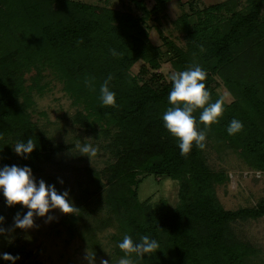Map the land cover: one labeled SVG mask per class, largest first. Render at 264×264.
Instances as JSON below:
<instances>
[{"label":"trees","instance_id":"trees-1","mask_svg":"<svg viewBox=\"0 0 264 264\" xmlns=\"http://www.w3.org/2000/svg\"><path fill=\"white\" fill-rule=\"evenodd\" d=\"M133 1L142 14L120 13L75 0H6L0 4V119L8 120L14 143L31 137L36 144L27 158L6 149L0 154V166L28 165L38 172L42 162L64 147L61 142L53 143L27 114L15 108V96L23 88V71L33 68L36 83L41 69L50 67L55 77L65 81L63 86L74 100L85 103V109L75 110L72 120L85 130L95 129L97 122L109 138L105 146L114 160L102 171L107 185L98 182L96 188L121 231L113 237L115 255L125 254L116 244L127 232L134 241L141 235L158 241V249L149 254L128 253L135 264H244L251 249L235 237L232 223L264 215V196L250 206H222L213 190V180L219 175L209 170L199 148L193 144L188 153L181 155L177 139L163 127L161 115L171 106L167 99L171 75L165 79L157 69L162 54L169 51L171 56L167 57L178 71L199 64L206 70L204 83L209 100L214 102L218 98L214 75L238 55L241 42L264 35V0H245V9L232 10L222 26L218 20L215 24L211 20L212 12L222 9V2L200 11L183 10L177 19L187 48L197 61L170 40L164 38L162 51L148 39L144 17L157 14L168 0H153L150 8L142 0ZM194 15L196 24L191 22ZM110 49L117 55H112ZM139 60L138 72L132 74L131 66ZM109 74L112 78L108 86L115 92V104L102 105L98 89ZM86 76L88 87L84 84ZM230 76L224 75L223 82L234 88L238 99L224 103L222 114L212 124L242 147L252 167L264 171V130L260 127L264 124V88L254 81ZM200 111L196 108L192 113L197 117V129L202 124L198 121ZM234 117L243 128L228 135L226 128ZM145 174L179 179L178 202L173 206L165 201L153 206L140 203L136 185ZM4 200L0 194L3 217L26 209L20 204L6 206ZM79 203L78 199L72 214L82 215L84 207ZM65 217L70 220L74 216ZM2 252L18 259H0V264H27L20 257L30 255L14 240Z\"/></svg>","mask_w":264,"mask_h":264},{"label":"rangeland","instance_id":"rangeland-1","mask_svg":"<svg viewBox=\"0 0 264 264\" xmlns=\"http://www.w3.org/2000/svg\"><path fill=\"white\" fill-rule=\"evenodd\" d=\"M5 1L0 0V4ZM75 1L104 9L111 8L120 13L142 14L133 0ZM142 1L146 8L153 4V0ZM219 2L223 3L222 9L212 12L211 20L214 24L218 20L220 26L224 25L232 10L245 9L246 6L245 0H168L157 14L151 13L144 17L143 25L148 39L160 46L162 51L165 49L164 38L170 40L188 57L197 61L198 58L187 48V39L177 18L183 10L189 13L193 10L200 11L203 7ZM200 16L203 19L204 14L201 13ZM261 16L264 17V1ZM196 19L194 15L191 22L196 24ZM237 54L233 56L232 62H227L214 75V91L218 98L223 97L224 103L238 99L234 88L223 82L224 75L244 79L246 82L254 81L264 88V35L246 38L241 42ZM167 56H171L170 51L162 54L160 67L157 69L165 79L178 72ZM141 62L139 60L131 66L132 74L138 72ZM35 77L33 68L23 71V88L15 96V108L19 107L20 111L27 114L28 119L35 122L53 143L61 142L64 147L52 159L42 162L40 171H32L33 175L36 179H43L46 184L55 185L58 191L67 189L75 207L79 199L81 203L78 205L84 207V211L82 215H74L51 209L53 218L50 221L46 222L45 217L34 216L33 226L25 229L14 226L13 216L4 217L0 221V228L3 229L0 232V252L9 241L14 240L26 251H30L29 256L21 255L22 263L100 264L103 259L109 261V264H115L121 256L115 255L113 237L120 235L121 231L117 227V219L103 203L102 193L96 188L98 182L107 185L102 171L114 160L105 146L109 138L101 132L97 122L94 123L95 129L85 130L72 120L75 110L85 109V103L74 100L73 94L63 86L65 81L55 77L52 68L45 66L41 69L37 84L33 81ZM7 121L6 118L0 119V154L6 149H12L11 144L14 143ZM103 125L102 123L101 126ZM203 127L202 122L201 128ZM260 127L264 130V124L261 123ZM84 142L96 149L89 157L79 153L77 146ZM204 144L205 147L199 149V154L209 170L219 175V179L213 180V190L224 208L254 205L264 196V171L248 163L246 153L237 142L228 139L211 123ZM58 178L63 183H59ZM178 190L177 178L145 174L136 185V198L147 206L162 201L173 206L178 202ZM67 215L74 217L68 220L65 217ZM232 229L235 237L251 249L244 264H264V215L236 220L232 223Z\"/></svg>","mask_w":264,"mask_h":264},{"label":"clouds","instance_id":"clouds-1","mask_svg":"<svg viewBox=\"0 0 264 264\" xmlns=\"http://www.w3.org/2000/svg\"><path fill=\"white\" fill-rule=\"evenodd\" d=\"M112 55H117L114 49L109 50ZM206 70L199 64H194L184 70L174 72L170 76L171 88L167 94L169 104L161 115L163 127L177 139V147L180 154L188 153L193 144L199 149L205 147L204 141L211 123L217 121V118L224 110L223 97L217 98L214 102L209 100V91L207 90L204 80ZM109 74L99 85V101L102 105L115 104V92L108 86L111 80ZM86 87L90 86V80L86 76L84 79ZM201 108L198 121L203 122L204 127L197 129L195 122L197 117L193 116L194 109ZM243 124L235 117L228 122L226 132L228 135H234L240 132ZM12 150L19 156H27L36 148V144L31 137L18 140L11 144ZM79 153L89 157L96 151L95 147L84 142L78 146ZM59 183H63L58 178ZM0 194L5 198L6 206L20 204L27 210L21 213L17 211L13 216V223L18 228H30L33 226V217H45V221H50L53 217L51 209H58L61 213H74L75 205L69 198L67 189L57 190L55 185L46 184L43 179H36L28 165L18 166L16 164L0 166ZM46 214H48L46 216ZM4 217L0 215V221ZM0 232L3 229L0 228ZM116 246L124 251V255L115 261V264H135L130 252L149 254L157 250L158 241L150 238L148 235H141L137 241L125 232L122 238L117 241ZM0 259L14 262L18 256H13L8 252H0ZM100 264H109L107 260H101Z\"/></svg>","mask_w":264,"mask_h":264}]
</instances>
